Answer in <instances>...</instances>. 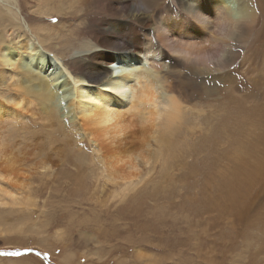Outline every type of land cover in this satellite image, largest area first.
<instances>
[{
    "label": "rangeland",
    "instance_id": "374dc122",
    "mask_svg": "<svg viewBox=\"0 0 264 264\" xmlns=\"http://www.w3.org/2000/svg\"><path fill=\"white\" fill-rule=\"evenodd\" d=\"M75 1H50L62 13L49 16L35 12L37 0H17L19 14L1 5L0 37L39 35L43 49L61 52L79 72L84 56L74 51L98 39L115 13L104 0H86L82 15ZM145 1L157 10L168 0ZM253 2L259 18L249 49L232 66L242 90L206 82L184 93L176 130L163 133L157 122L126 182L107 177L77 123L37 101L21 119L4 121L20 176L17 185L0 176V264H264V142L241 116L246 104L234 106L263 90L264 0Z\"/></svg>",
    "mask_w": 264,
    "mask_h": 264
},
{
    "label": "bare ground",
    "instance_id": "6f19581e",
    "mask_svg": "<svg viewBox=\"0 0 264 264\" xmlns=\"http://www.w3.org/2000/svg\"><path fill=\"white\" fill-rule=\"evenodd\" d=\"M37 1L39 14L62 13L61 8L50 7L53 0ZM85 1L80 0L77 9L82 15L90 10ZM16 2L0 0V6L7 14H19ZM104 3L115 17L103 19L98 39L87 40L84 49L74 51V57L84 56L79 72L61 52L43 49L46 40L39 35L36 41L23 35L15 43L0 37V176L13 184L20 174L11 143L3 139L4 121L21 119V111L35 101L48 114L77 123L81 137L98 152L107 177L126 182L135 176L142 148L155 138L157 122L163 133L176 130L186 110L184 93L195 85L204 89L206 82L210 87L227 82V89L242 90L232 66L246 56L259 18L253 0H168L157 10L145 0ZM262 87L257 99L234 102L236 108L237 101L246 104L240 107L241 116L251 129H258L254 140L260 143L264 142V83Z\"/></svg>",
    "mask_w": 264,
    "mask_h": 264
}]
</instances>
